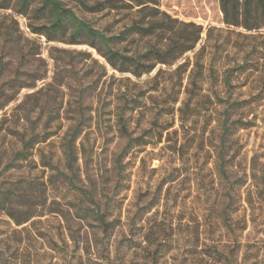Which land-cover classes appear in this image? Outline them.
Instances as JSON below:
<instances>
[{
  "label": "rangeland",
  "instance_id": "rangeland-1",
  "mask_svg": "<svg viewBox=\"0 0 264 264\" xmlns=\"http://www.w3.org/2000/svg\"><path fill=\"white\" fill-rule=\"evenodd\" d=\"M61 1L107 36L120 35L131 24L126 13L91 14L76 2ZM159 5L175 19L202 26L204 39L210 27L226 29L220 0H160ZM16 9L0 10V264H220L211 257L215 245L224 254L220 259L225 246H236L239 264H264V100L248 115L230 117L236 130L229 155L237 157L229 178L220 181L211 146L206 147L210 159L208 150L196 148L180 158L190 135L179 116L176 135L155 145L154 132L151 145H140L170 99V89L154 91L152 79L162 68L167 73L160 80H169L176 66L158 65L140 79L120 74L86 44L45 46L44 37L28 27L39 22ZM242 42L232 36L227 63L244 56ZM143 44L129 36L118 48ZM237 91L227 90L225 102ZM132 100L140 107L130 112ZM245 122L247 129L241 128ZM204 126L202 116L192 125L199 132ZM23 141L37 143L28 147L27 159L20 153ZM69 147L75 152L72 164ZM222 197L238 210L233 225L237 220L246 227L241 234L236 230L237 242L232 232L216 227ZM10 214L34 217L18 226ZM98 214L113 225L112 233L104 234Z\"/></svg>",
  "mask_w": 264,
  "mask_h": 264
},
{
  "label": "trees",
  "instance_id": "trees-1",
  "mask_svg": "<svg viewBox=\"0 0 264 264\" xmlns=\"http://www.w3.org/2000/svg\"><path fill=\"white\" fill-rule=\"evenodd\" d=\"M70 1L76 2L84 11L91 14L105 11L129 14L131 24L120 35L107 36L80 19L61 0H0V10L17 8L15 13L27 17L28 20H37L39 26L30 22L28 27L33 35L44 37L46 43L88 45L111 69L120 74H131L140 79L144 75L152 74L158 65L169 68L176 66L169 74V80L164 78L160 80V77L167 73L162 68L157 70L152 79L154 91L167 92L170 89L168 95L170 99L165 101V106L163 105L162 111L160 110L161 114L153 118L150 135L148 139H144L145 137L140 139V145L144 147L151 145V140L155 137L154 132H158V141L155 145L162 143L165 135L166 139L172 134L176 135L178 131L173 128L176 116H179L181 129L190 135L179 149L180 158L184 160L194 148L208 150L206 147L211 146L216 153L215 168L220 181L225 180V177L229 178L237 157L235 154L229 155V151H233L236 130L234 123L230 125V117L236 113H240L241 116L248 115L264 100V0H220L226 29L210 27L205 39L202 26L180 21L161 11L160 0H96L93 4H90L89 0ZM30 14L34 17L31 18ZM129 36L139 37L144 44L122 51L118 46L129 40ZM232 36L243 39L239 51L244 54L240 61L234 59L233 64L225 61V51ZM188 54L193 56H187ZM185 56L187 57L183 62L179 63ZM234 89L238 90V93H233L234 95L246 99L237 103L238 99H233L232 94L225 102V92ZM182 95H185V99L181 101ZM179 103L180 106L177 107ZM129 104H132L128 107L130 112L140 107L137 100H132ZM2 109L3 107H0V111ZM215 114L219 115L215 119L217 125L206 136ZM200 116L204 118L205 126L199 132L193 130L192 125ZM249 125L250 122L241 123V128L247 129ZM122 126V130H126L125 137L132 142L127 125ZM216 133H219L216 137L218 143L215 142ZM23 142L24 148L20 153L22 158L27 159L28 147L33 148L37 143ZM67 152L69 162L72 164L75 161V152L70 147ZM207 154L210 159L209 150ZM212 181L215 185L216 180ZM226 202L222 197L217 203L222 213L217 219L216 227L220 226L222 229L225 227L228 235L232 232L234 242H237L239 235L236 230L241 234L246 227L240 226L237 220L233 225L232 217L236 216L238 210L233 207L232 201ZM2 203L0 201L1 205ZM82 210L92 212L90 209ZM10 216L18 226L28 223L34 217L28 215L15 218L13 214ZM96 218L104 234L112 233L113 228L112 230L110 228L113 225L107 223L99 214ZM220 227L217 229H221ZM144 242H148L147 234ZM234 248L225 246V257L220 259L224 254L215 245L211 257L220 264H239Z\"/></svg>",
  "mask_w": 264,
  "mask_h": 264
},
{
  "label": "built area",
  "instance_id": "built-area-1",
  "mask_svg": "<svg viewBox=\"0 0 264 264\" xmlns=\"http://www.w3.org/2000/svg\"><path fill=\"white\" fill-rule=\"evenodd\" d=\"M42 41H43V44L46 46L47 43L44 38L42 39Z\"/></svg>",
  "mask_w": 264,
  "mask_h": 264
}]
</instances>
